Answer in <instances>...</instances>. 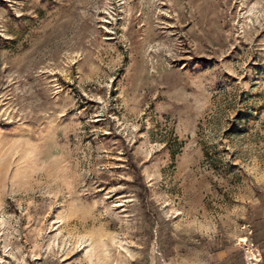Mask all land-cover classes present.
Instances as JSON below:
<instances>
[{"label":"rangeland","instance_id":"rangeland-1","mask_svg":"<svg viewBox=\"0 0 264 264\" xmlns=\"http://www.w3.org/2000/svg\"><path fill=\"white\" fill-rule=\"evenodd\" d=\"M0 264H264V0H0Z\"/></svg>","mask_w":264,"mask_h":264}]
</instances>
